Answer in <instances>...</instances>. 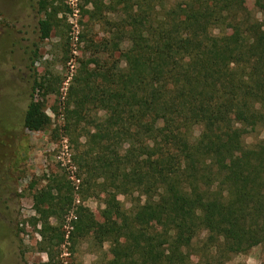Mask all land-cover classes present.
<instances>
[{
  "label": "trees",
  "instance_id": "obj_1",
  "mask_svg": "<svg viewBox=\"0 0 264 264\" xmlns=\"http://www.w3.org/2000/svg\"><path fill=\"white\" fill-rule=\"evenodd\" d=\"M49 1L38 20L40 39L58 26L60 7ZM93 4L92 19H99L100 4L113 17L106 19V37L90 39L92 59L79 61L64 123L84 139L73 159L84 184L102 193V217H121L118 228L95 234L113 252L100 264H229L264 246V139L245 145L242 127L246 121L264 127V19L245 0ZM38 58L32 51L28 131L51 121L35 98L48 93L34 67ZM209 112L214 119L206 120ZM161 117L168 120L163 132L153 128ZM63 184L53 177L32 195L37 249L48 258L35 264H57L54 253L85 236L93 222L81 208L74 229H63L72 200ZM134 192L145 197L147 213L123 210L118 196Z\"/></svg>",
  "mask_w": 264,
  "mask_h": 264
},
{
  "label": "rangeland",
  "instance_id": "obj_2",
  "mask_svg": "<svg viewBox=\"0 0 264 264\" xmlns=\"http://www.w3.org/2000/svg\"><path fill=\"white\" fill-rule=\"evenodd\" d=\"M93 1L56 0L54 5L60 7L58 26L48 38L40 39L38 20L50 10L52 1L0 0V264L47 261L45 252L37 249L40 223L35 221L32 195L53 177L68 186L72 198L62 217L64 230L74 229L81 208L93 215L85 236L78 237L73 245L66 240L60 251L54 253V261L100 264L113 257L111 242H100L95 234L106 227L118 228L121 217L113 216L109 222L102 217L103 195L93 182L84 184L86 176L73 159L76 145L84 139L73 135L64 123L66 94L79 61L92 59L95 48L90 47V39L99 41L106 37L110 27L106 19L113 17L100 4L99 19H92ZM245 5L256 17L264 19V0H245ZM225 32L231 33V27L227 26ZM35 50L39 58L34 67L47 81L48 89V93H37L35 98L44 105L51 121L43 130L28 131L23 127V116L34 79L30 62ZM205 118L212 120L215 114L209 112ZM242 127L245 145L264 139V127L252 121H246ZM153 128L165 131L167 118H159ZM200 130L201 126H196L195 135ZM118 200L125 211L136 207L148 212L145 197L137 192L119 195ZM71 215L76 218L69 219ZM50 222L58 223L54 217ZM66 225L71 228L66 229ZM229 264H264V246L257 245L244 254L234 255Z\"/></svg>",
  "mask_w": 264,
  "mask_h": 264
},
{
  "label": "built area",
  "instance_id": "obj_3",
  "mask_svg": "<svg viewBox=\"0 0 264 264\" xmlns=\"http://www.w3.org/2000/svg\"><path fill=\"white\" fill-rule=\"evenodd\" d=\"M71 218H76V216H74V215H71V216L69 217V219H71ZM69 228H71V227H68V226L66 225V229H68V230H69Z\"/></svg>",
  "mask_w": 264,
  "mask_h": 264
}]
</instances>
